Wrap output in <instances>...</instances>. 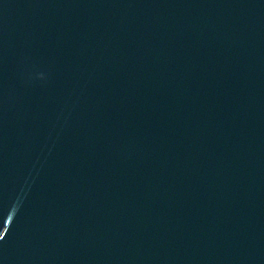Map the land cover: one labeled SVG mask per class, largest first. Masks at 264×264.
Instances as JSON below:
<instances>
[{
    "label": "water",
    "instance_id": "95a60500",
    "mask_svg": "<svg viewBox=\"0 0 264 264\" xmlns=\"http://www.w3.org/2000/svg\"><path fill=\"white\" fill-rule=\"evenodd\" d=\"M0 264H264V0H0Z\"/></svg>",
    "mask_w": 264,
    "mask_h": 264
}]
</instances>
